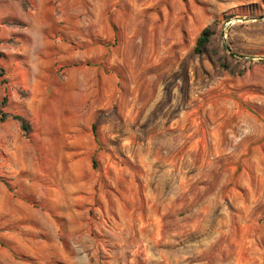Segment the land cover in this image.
<instances>
[{"label": "rangeland", "instance_id": "obj_1", "mask_svg": "<svg viewBox=\"0 0 264 264\" xmlns=\"http://www.w3.org/2000/svg\"><path fill=\"white\" fill-rule=\"evenodd\" d=\"M0 111V264H264V0H0Z\"/></svg>", "mask_w": 264, "mask_h": 264}, {"label": "trees", "instance_id": "obj_2", "mask_svg": "<svg viewBox=\"0 0 264 264\" xmlns=\"http://www.w3.org/2000/svg\"><path fill=\"white\" fill-rule=\"evenodd\" d=\"M211 36H212V32L209 29H204L200 33L194 48V52L196 54L201 53L204 47H206L210 43ZM5 118H7V115H5L4 113H2V111H0V121H3ZM11 118L19 123L21 131L26 136L30 133V127L26 120H24L20 116H11ZM92 134L94 139L97 141L96 128L94 126H92Z\"/></svg>", "mask_w": 264, "mask_h": 264}]
</instances>
